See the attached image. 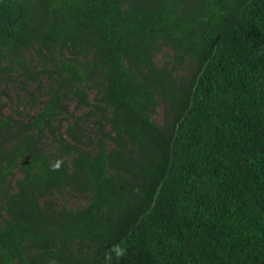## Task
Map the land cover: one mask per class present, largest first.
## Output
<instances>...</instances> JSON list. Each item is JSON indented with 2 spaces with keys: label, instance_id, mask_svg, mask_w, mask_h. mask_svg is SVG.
<instances>
[{
  "label": "trees",
  "instance_id": "1",
  "mask_svg": "<svg viewBox=\"0 0 264 264\" xmlns=\"http://www.w3.org/2000/svg\"><path fill=\"white\" fill-rule=\"evenodd\" d=\"M117 243L264 264V0H0V264Z\"/></svg>",
  "mask_w": 264,
  "mask_h": 264
},
{
  "label": "clouds",
  "instance_id": "2",
  "mask_svg": "<svg viewBox=\"0 0 264 264\" xmlns=\"http://www.w3.org/2000/svg\"><path fill=\"white\" fill-rule=\"evenodd\" d=\"M63 163H64L63 158H57L50 165L51 170L59 171L60 168L63 166ZM126 254H127L126 248L122 247L120 243L111 245L107 250H105L104 264H111V261L113 259V255L115 256L116 259H121Z\"/></svg>",
  "mask_w": 264,
  "mask_h": 264
},
{
  "label": "rangeland",
  "instance_id": "3",
  "mask_svg": "<svg viewBox=\"0 0 264 264\" xmlns=\"http://www.w3.org/2000/svg\"><path fill=\"white\" fill-rule=\"evenodd\" d=\"M164 108L160 107L157 111L156 114L154 116L155 120L157 121V123L162 124V122L164 121Z\"/></svg>",
  "mask_w": 264,
  "mask_h": 264
}]
</instances>
